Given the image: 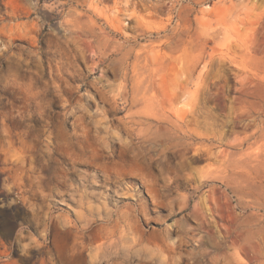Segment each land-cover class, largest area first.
I'll use <instances>...</instances> for the list:
<instances>
[{"label":"rangeland","instance_id":"obj_1","mask_svg":"<svg viewBox=\"0 0 264 264\" xmlns=\"http://www.w3.org/2000/svg\"><path fill=\"white\" fill-rule=\"evenodd\" d=\"M0 264H264V0H0Z\"/></svg>","mask_w":264,"mask_h":264},{"label":"bare ground","instance_id":"obj_2","mask_svg":"<svg viewBox=\"0 0 264 264\" xmlns=\"http://www.w3.org/2000/svg\"><path fill=\"white\" fill-rule=\"evenodd\" d=\"M77 255H78V254H77ZM95 256H96V255H94V254H93V255H90V257H89V259L91 260L90 263L92 262L93 259L96 258ZM75 257H76V256H75Z\"/></svg>","mask_w":264,"mask_h":264}]
</instances>
